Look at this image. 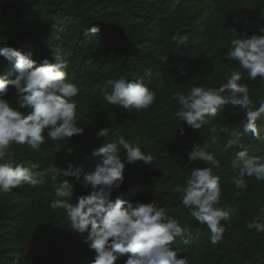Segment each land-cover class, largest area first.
<instances>
[{
  "label": "trees",
  "instance_id": "obj_1",
  "mask_svg": "<svg viewBox=\"0 0 264 264\" xmlns=\"http://www.w3.org/2000/svg\"><path fill=\"white\" fill-rule=\"evenodd\" d=\"M95 24L101 25V31L93 36L88 29ZM261 25L264 0H0V48L30 52L37 66L45 58L54 62L55 52L66 56V79L80 89L74 99L78 126L84 128L81 135L42 145L39 153L13 144L10 156L18 163H36L37 171L51 163L64 169L71 163L87 170L96 163L93 148L123 135L154 160L151 165L126 164L124 183L111 199L154 202L181 224L187 223V242L176 238L170 247L180 249L190 264H264V233L246 227L264 206V181L246 178L247 189H236L230 163L240 145L249 148V156H264L262 122L257 121V138L244 131L245 114L238 106H222L212 123L240 131L241 136L237 146L221 152L228 133H216L219 144H212L210 125L193 130L179 122L174 115L179 105L172 99L174 93L187 94L193 86L225 83L239 67L238 62L225 59L230 41L244 32L259 34ZM172 34L185 35L187 44L175 45ZM158 56L168 59L161 61ZM146 69L152 70L151 76H145ZM16 74L14 64L0 57V77L12 79ZM120 76L130 81L143 78L156 92L154 104L139 113L108 104L105 92L111 93V81ZM240 83L247 84L253 107H258L264 99V81L245 76ZM6 99L18 107L14 89H9ZM105 127L112 133L98 139L95 133ZM193 144H210L209 150L222 162L221 169H214L222 187L218 206L230 209V217L221 221L225 232L216 245L210 243L206 225L191 217L174 191L176 185H184L193 168L207 166L203 161L189 164L187 153ZM46 181L36 188L25 185L0 191V264H91L94 250L71 231L63 209L49 206L56 198L59 178L54 182L49 175ZM89 192L75 183L71 202ZM127 255L117 264H124Z\"/></svg>",
  "mask_w": 264,
  "mask_h": 264
},
{
  "label": "clouds",
  "instance_id": "obj_2",
  "mask_svg": "<svg viewBox=\"0 0 264 264\" xmlns=\"http://www.w3.org/2000/svg\"><path fill=\"white\" fill-rule=\"evenodd\" d=\"M89 34L95 36L101 31V25H92ZM258 33H241L230 41L225 59L238 62V70L233 71L225 83L219 87L193 86L187 94L177 92L172 99L179 105L174 113L179 122H184L193 130H201L210 125L212 144H219L216 133H228L229 138L223 144L221 152H228L238 145L240 131H230L227 127L213 124L218 110L224 105L238 106L245 114L244 131L259 138L257 121L264 127V99L258 107H253L247 84L240 83L242 77L264 81V25ZM171 42L177 46L187 44L185 35L172 34ZM31 53L4 47L0 48V57L14 64L17 74L12 79L0 77V191L10 192L25 185L31 188L43 186L50 175L52 181L59 178L55 189L56 198L50 202L53 210L63 209L70 221L71 231L83 237V242L95 256L91 264H117L127 255L124 264H190L187 257L180 255V249H172L176 238L185 243L190 234V226L181 224L170 216L164 207L154 202L135 203L122 196L111 199L112 193L124 183L126 164L137 161L151 165L154 157L139 147L133 146L123 135L93 148L91 157L95 158L94 168L85 170L82 166L68 164L67 168L56 167L51 163L46 170L37 171L38 165L28 161L16 162L11 156V146L27 145L39 153L41 146L81 135L84 128L78 126L77 101L80 89L66 79L68 67L66 56L55 52L54 62L45 58L38 66ZM161 61L167 56H158ZM152 70L146 69L145 76H151ZM142 79L130 81L124 76L111 81V93L105 92L108 104L136 113L146 110L156 101V92L147 87ZM14 89L13 107L6 99L9 89ZM228 92V95H224ZM21 109H30L22 112ZM181 135L184 129L179 128ZM112 133L110 127L101 128L95 133L99 139H107ZM211 145L202 147L193 144L187 153L189 164L203 161L206 167L193 168L183 186L176 185L181 204L188 209L191 217L199 224L206 225L210 232L212 245L218 244L225 232L221 221L230 217V209L219 207L222 187L220 178L214 169H221L222 162L210 151ZM125 153L122 161L121 152ZM71 153L72 149L67 150ZM234 175L232 183L236 189L246 190V178L255 177L264 181V156H249V148L240 145L235 158L231 160ZM73 178V179H68ZM79 183L90 189L87 195L77 198L73 204L74 185ZM256 233H264V206L259 215L246 224Z\"/></svg>",
  "mask_w": 264,
  "mask_h": 264
}]
</instances>
